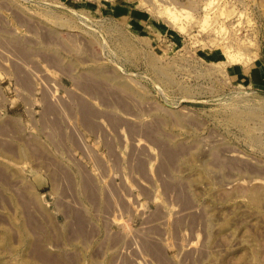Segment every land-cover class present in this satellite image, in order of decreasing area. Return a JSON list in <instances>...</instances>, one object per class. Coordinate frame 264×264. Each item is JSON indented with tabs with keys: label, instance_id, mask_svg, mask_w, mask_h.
<instances>
[{
	"label": "rangeland",
	"instance_id": "374dc122",
	"mask_svg": "<svg viewBox=\"0 0 264 264\" xmlns=\"http://www.w3.org/2000/svg\"><path fill=\"white\" fill-rule=\"evenodd\" d=\"M0 264H264V0H0Z\"/></svg>",
	"mask_w": 264,
	"mask_h": 264
}]
</instances>
